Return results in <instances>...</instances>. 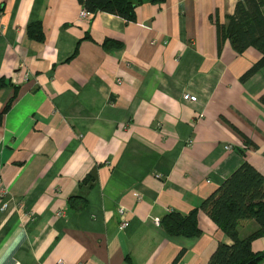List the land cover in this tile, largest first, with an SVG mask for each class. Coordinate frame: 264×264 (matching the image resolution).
Returning a JSON list of instances; mask_svg holds the SVG:
<instances>
[{
    "label": "crops",
    "instance_id": "1",
    "mask_svg": "<svg viewBox=\"0 0 264 264\" xmlns=\"http://www.w3.org/2000/svg\"><path fill=\"white\" fill-rule=\"evenodd\" d=\"M236 1H144L126 21L80 16V0H0V109L15 93L0 124V264H209L232 243L202 209L198 235L159 220L245 160L264 175V65L247 74L260 52L219 33ZM251 249L264 253V235Z\"/></svg>",
    "mask_w": 264,
    "mask_h": 264
},
{
    "label": "trees",
    "instance_id": "2",
    "mask_svg": "<svg viewBox=\"0 0 264 264\" xmlns=\"http://www.w3.org/2000/svg\"><path fill=\"white\" fill-rule=\"evenodd\" d=\"M144 1L163 0H80L88 11L111 12L126 21L134 18L135 7ZM33 26L34 24H29L27 32L39 38L40 31L34 30ZM219 33L238 52L248 46H253L260 52L259 58L247 70V74L263 66L264 0H237L227 23L219 26ZM75 53L76 47L69 57ZM9 85L12 82L0 76V88ZM14 96L15 93L0 109V124L2 115L12 104ZM260 99L264 101V92ZM199 209L207 213L233 240L230 244L218 242L209 257V264H257L264 257L263 252L251 249V240L264 235V175L248 161H243L198 206L186 213L169 211L160 218L159 223L169 234L198 235L201 231L197 223ZM248 219H253L256 225L245 236H240L238 225Z\"/></svg>",
    "mask_w": 264,
    "mask_h": 264
},
{
    "label": "built area",
    "instance_id": "3",
    "mask_svg": "<svg viewBox=\"0 0 264 264\" xmlns=\"http://www.w3.org/2000/svg\"><path fill=\"white\" fill-rule=\"evenodd\" d=\"M89 12L90 11H88L87 9H85L83 7V8H81L79 10V15L80 16H85ZM182 97H183V99H186V100H191V101H195L196 100V95L195 94H191L189 92H183ZM118 212H119V215H120L119 226L120 227H125L128 224V220H127V217H126L127 210L124 207L119 206L118 207ZM57 214L62 215L63 214V211L62 210H58L57 211ZM154 221H155V223H158V220L157 219H155ZM59 262H60V260H59Z\"/></svg>",
    "mask_w": 264,
    "mask_h": 264
}]
</instances>
